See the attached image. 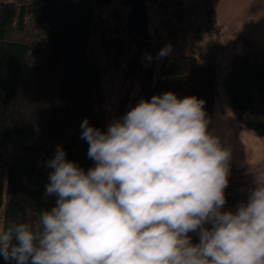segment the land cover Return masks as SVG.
Segmentation results:
<instances>
[{
    "label": "clouds",
    "instance_id": "obj_1",
    "mask_svg": "<svg viewBox=\"0 0 264 264\" xmlns=\"http://www.w3.org/2000/svg\"><path fill=\"white\" fill-rule=\"evenodd\" d=\"M170 52L167 45L158 56ZM205 103L154 95L106 132L85 118L81 139L94 167L85 171L57 146L45 192L55 206L34 224L0 227V256L15 264H264V174L246 202L223 210L231 149L210 130Z\"/></svg>",
    "mask_w": 264,
    "mask_h": 264
},
{
    "label": "trees",
    "instance_id": "obj_2",
    "mask_svg": "<svg viewBox=\"0 0 264 264\" xmlns=\"http://www.w3.org/2000/svg\"><path fill=\"white\" fill-rule=\"evenodd\" d=\"M203 2L213 21L209 1ZM108 4L0 0L2 227L13 222L34 224L41 209L55 206L57 197L45 192L52 171L47 163L57 146L63 148L67 160L85 171L91 167L81 123L87 118L89 125L106 131L99 54L108 66L121 69L126 79L139 85L130 109L142 99L171 91L181 99L205 100V111L212 119L216 76L206 54L201 57L189 51L159 58L158 44L127 30L126 15L116 10L101 12ZM26 17L43 35V42L36 46L6 40L13 24L21 30ZM110 20L115 24L110 25ZM223 87L235 118L264 137V47L236 55Z\"/></svg>",
    "mask_w": 264,
    "mask_h": 264
},
{
    "label": "rangeland",
    "instance_id": "obj_3",
    "mask_svg": "<svg viewBox=\"0 0 264 264\" xmlns=\"http://www.w3.org/2000/svg\"><path fill=\"white\" fill-rule=\"evenodd\" d=\"M203 1L180 0L183 43L171 46L169 55L189 51H194L195 54L201 57L206 54V59L215 70L216 91L210 130H215L221 136L225 145L231 149V171L228 177L229 184L225 189L226 204L223 210L235 211L238 203L246 202L250 190L256 186L254 178H259L261 174H264V137L242 125L235 118L223 87L224 75L232 59L236 55L244 53V49H240L243 43L241 40L229 39L222 35V31L215 26L212 17H208L210 14H207L204 9ZM154 3L153 0L146 1L148 27L152 42L158 44L160 52L167 44L165 43L161 25V15L157 14L156 21L153 18L156 9V4ZM113 10L124 15H127L129 11L127 7H123L118 1L113 0L101 12L109 14ZM109 24L114 25L115 23L110 20ZM198 34L201 35V38H198ZM152 35H155L156 38H152ZM6 40L26 41L32 46H36L39 42H43L44 38L36 25L26 17L21 30L13 24L6 36ZM99 56L100 67L104 70L102 75L104 100L101 104V109L104 114L107 131L109 123L120 119L130 110L133 97L139 91V85L129 78L126 79L121 69H114L108 66L102 54H99ZM118 108L123 109L122 111L124 112L118 113ZM92 167H94V161L90 168ZM207 226L210 227V225ZM0 227H2V209L0 210ZM189 236L193 244L199 242L198 233H189ZM0 264H15V262L5 261L0 256Z\"/></svg>",
    "mask_w": 264,
    "mask_h": 264
},
{
    "label": "crops",
    "instance_id": "obj_4",
    "mask_svg": "<svg viewBox=\"0 0 264 264\" xmlns=\"http://www.w3.org/2000/svg\"><path fill=\"white\" fill-rule=\"evenodd\" d=\"M208 1L214 16L213 22L223 36L241 40L243 46L240 49H244L243 52L264 47V0ZM157 14L161 15L156 6L154 21L157 20ZM198 38H201L200 34Z\"/></svg>",
    "mask_w": 264,
    "mask_h": 264
},
{
    "label": "built area",
    "instance_id": "obj_5",
    "mask_svg": "<svg viewBox=\"0 0 264 264\" xmlns=\"http://www.w3.org/2000/svg\"><path fill=\"white\" fill-rule=\"evenodd\" d=\"M161 14L165 43L176 46L183 43L182 11L180 0H155Z\"/></svg>",
    "mask_w": 264,
    "mask_h": 264
},
{
    "label": "water",
    "instance_id": "obj_6",
    "mask_svg": "<svg viewBox=\"0 0 264 264\" xmlns=\"http://www.w3.org/2000/svg\"><path fill=\"white\" fill-rule=\"evenodd\" d=\"M113 0H97V3H109ZM123 7L129 9L126 18V28L134 32L142 40H150L148 27L146 0H115Z\"/></svg>",
    "mask_w": 264,
    "mask_h": 264
}]
</instances>
